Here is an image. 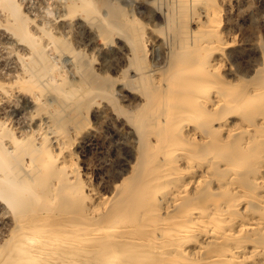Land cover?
I'll return each mask as SVG.
<instances>
[{"label":"rangeland","instance_id":"rangeland-1","mask_svg":"<svg viewBox=\"0 0 264 264\" xmlns=\"http://www.w3.org/2000/svg\"><path fill=\"white\" fill-rule=\"evenodd\" d=\"M92 1L97 5L93 10L81 5V0H0V253L8 249L9 237L19 224L49 215L47 224L64 215L90 218L88 194L115 198L120 188L136 177L134 174L141 170L138 163L142 167L151 161L142 157L144 145L150 151L156 147L155 125L148 115L149 103L143 91L148 88L156 92L169 71L186 66L200 52L195 41L207 25L203 3L208 0ZM210 1L219 9L221 22L207 32L219 38L224 48H204L200 61L221 59L213 75L234 85L228 90L238 88L246 97L245 103L228 115L226 123H262L264 93L253 95L256 91H252L259 89L262 80L258 78L264 76V0ZM167 11L172 13L168 15ZM258 67V81L249 78ZM212 91L216 96L222 93L216 87ZM81 106L86 112L80 110ZM141 114L145 130L151 133L143 140L145 143L143 133L139 129L138 134L134 125ZM181 137L187 141L183 131L177 129L164 150L179 145ZM216 137L219 142L212 145V155L192 150L197 160L181 159L169 166L171 169L176 165L184 180H192L190 204H214L229 197L219 184L229 177L228 163L250 138L249 133L227 136L225 129ZM225 138L231 143L229 147L223 142ZM248 144V157L240 162L241 175L237 179L244 186L249 185L252 174L264 175V139ZM4 179H10L12 186ZM61 185L62 190L56 194ZM90 201L97 204L96 198ZM156 203L165 216L170 207L167 194H161ZM256 241L264 244V235Z\"/></svg>","mask_w":264,"mask_h":264},{"label":"bare ground","instance_id":"bare-ground-1","mask_svg":"<svg viewBox=\"0 0 264 264\" xmlns=\"http://www.w3.org/2000/svg\"><path fill=\"white\" fill-rule=\"evenodd\" d=\"M80 3L91 7L92 10L97 8V5L92 0H81ZM102 3L105 4V2ZM203 5L204 18L207 25L200 29V35H197L199 39H197V42L194 40L195 46L198 47L200 52L204 48L213 50L214 45L224 48L222 47L224 43L219 38H213L207 32L211 29L214 30V27L220 24L219 9L216 10L210 0L205 1ZM168 6L171 7L170 5ZM167 12L169 13L168 15L172 13V11ZM213 22L215 24L210 25ZM128 49H130L129 46ZM200 52L192 61H188L186 66L169 71L166 74L167 76L162 79L163 81L156 92H152L148 88L143 91L149 103L148 115L155 125L156 147L150 151L147 150L146 144H142L145 143L144 141L151 134L148 130H145V118L142 115L145 111L143 110L141 111L143 112L141 117H139L140 115L138 116L139 118L134 125H137L135 127L138 129L137 132L140 129V133H143L140 135L143 138L142 141H144H138L142 142L140 146H145L144 149L142 148L144 150L141 152L143 153L142 157L151 158V161H147L142 167L138 163L137 168L141 170H135L137 173L134 175L137 178L131 177L130 182L125 183L120 188L115 198H110L100 193V195L88 194L86 198L92 214L90 218L82 215H64L56 218V220H51V224H47L51 218V215H49L44 217L45 219H30L23 224H19L15 230L13 229L14 232L9 237L8 249L0 253V264H264V244L254 242L262 234L264 235V175L252 174L247 181L249 182L247 186L237 182L238 177L241 175V172H239L241 168L240 162H243L248 157L249 141L258 142L264 139V133L262 132L264 122L260 123L258 121V124L249 123L248 125L240 122L235 125H232V123L230 126H228L229 124L227 125L228 115L245 103V94L239 93L238 88L228 90L234 85L223 83L213 75L219 67L221 59L212 58L205 63H201L200 57L202 53ZM135 57H137L136 53ZM119 63L121 64L120 61ZM260 67L252 70V76H249V78L257 80L256 77H259ZM262 67L264 66L262 65ZM35 68L37 69V66ZM138 68L136 67L135 69L137 70ZM223 70L222 73H224ZM232 76L234 75L232 74ZM260 76L262 77L258 79L262 80V84L259 89L255 88L256 90L252 91H256L253 95L264 93V76ZM23 81L27 82V80ZM252 82L254 81L249 84H252ZM213 87L221 89L222 93H219V96L212 94ZM242 92H245V90ZM101 93L105 95L103 91ZM84 107L81 106L80 110L84 109ZM134 111L136 112V110ZM205 117L209 119H204ZM211 117L213 119H210ZM187 122H196V125L192 127ZM177 129L183 131L187 141L181 137L183 140L180 139L179 143L181 145H172L164 150L165 146L169 145L168 143ZM222 129H225L227 136L241 137L244 133H249L250 136L249 141L246 140L244 142L245 147L239 155L233 162L228 163L231 171L229 177L219 184L229 194V197L224 198L220 202L218 200L214 204H190L192 199L188 196V190L192 180H184V176H181L182 172L175 164L171 169H169V166L181 159L197 160L195 159L197 154L192 150L202 152L204 155H212V145L215 142H219L216 136ZM84 139L89 140L88 137ZM193 141H195L196 145ZM223 142H225L224 144L227 147L231 145L230 142L226 141V138ZM190 145H193L195 149H192L193 147ZM191 155L194 157H191ZM171 156L175 159L171 158ZM142 157L141 160L144 162ZM147 167L148 171L145 172ZM173 174L175 175L174 177ZM4 181L9 186H12L10 179H4ZM88 181L90 182V180ZM209 181L212 180L209 178ZM194 182L195 180H193ZM62 186L54 192L58 194L62 190ZM161 194H167V199L170 201V207L167 208L165 216L160 214L161 207L159 206L158 208L156 203ZM94 198H96L97 204L90 201ZM8 201L10 202L11 199L9 198ZM240 209L243 210L240 211ZM5 228L8 229L7 227ZM206 241H208L207 244L205 243ZM192 246L195 248L193 249L195 250L194 253L190 250Z\"/></svg>","mask_w":264,"mask_h":264}]
</instances>
